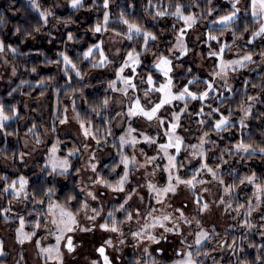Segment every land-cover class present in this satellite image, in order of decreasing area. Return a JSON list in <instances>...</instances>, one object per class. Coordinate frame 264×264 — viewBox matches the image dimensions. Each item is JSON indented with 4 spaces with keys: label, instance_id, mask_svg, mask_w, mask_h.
Here are the masks:
<instances>
[{
    "label": "snow or ice",
    "instance_id": "1",
    "mask_svg": "<svg viewBox=\"0 0 264 264\" xmlns=\"http://www.w3.org/2000/svg\"><path fill=\"white\" fill-rule=\"evenodd\" d=\"M95 2V0H94ZM211 4L212 0H208ZM31 7L39 13L41 21L44 25L48 23V17L52 16L54 13L48 9H41V5L38 0H30ZM231 10L226 14L218 16L217 19L213 20L214 25H220L221 27L217 29L222 36L225 31H231L232 42L236 43L238 39L243 38V33L237 34V31L233 28L236 20L238 19V14L241 13L242 9L239 6L241 0H230ZM69 5L73 9H78L83 7V0H69ZM148 5L152 6V0H148ZM110 0H103L102 7L104 9L102 21L98 20L95 25L91 28L93 34L106 33L110 30L109 24L111 20L109 12ZM157 10L154 13V17H166L171 16L176 18L178 22H182V27L178 30L175 35V42L171 44L168 48V52L175 55L179 53L176 58L179 59L180 56H184L189 51L187 43L185 41V36L187 35V30L193 28L199 16L187 10V7L176 0V2L170 3L166 7H161L160 5L155 6ZM196 7H199L197 4ZM169 9H173L169 11ZM207 13L211 14L214 9L207 8ZM243 11L245 13H250L251 23L254 25L250 32V39L247 40V44H252L253 41L258 37H264V0H245ZM70 20H66L65 23H69ZM116 23L124 26L122 31H117L115 28L111 29L114 36L121 37L123 40L135 41L140 39L142 44L140 49L137 47H129L126 50L125 55L122 57L121 62L118 67L115 68V79L108 81V89L112 92H119L123 96L128 98V108L126 112H117V116H126L129 119L133 117H141L146 119L148 122L156 121L158 128H164L163 137L166 138L163 142H159V136H152L143 131L138 130L133 127L131 123L128 124L127 128L122 135L118 137V144H113V147L120 149L119 151V164H114L111 166L110 173L116 174V179L114 181L107 179L97 171V164L93 163L96 159L95 154H92L88 158L87 168L92 171L94 177H89L91 183L95 186H103L109 189L113 193L123 194V202L119 203L118 207H114L112 210L107 212L105 217H102L103 222L98 225L95 223L98 217H101V213L104 211L103 208L92 207L91 215H88L90 205L87 200H79L77 195L69 192L65 195L63 202L59 199H54L56 196V188L48 187L46 189H41V196L38 197L35 192L29 193V180L24 175H19L15 179H9L8 176H0V181H3L2 187H0V194H10L12 199L8 201V207L0 208V215L3 216L5 223L12 220V217L8 215L12 211V202L30 201L33 204L40 206V211L36 212V218L29 221L23 215L17 214L15 220L18 221L17 226L14 229L15 240L20 244H25L26 242H32L34 247L38 249V255H41L45 264H49V261L54 262V264H64V251L66 249L68 253H72L76 249L74 243L73 233L79 232H90L93 227H99L100 229L118 234V240L121 245L125 243L126 235H130L133 241H135L136 247L142 248V254L148 259H137L134 264H159L152 253L149 251V245L157 244L161 239H165L164 235L161 233L159 236L156 234L157 229H163L164 233H173L179 237V243L181 247L174 251V256L177 258L171 261V264H203V260L198 259L201 255L208 256L207 251L201 252L204 247L205 242L211 240L216 234L215 229L212 232L206 230L201 220L197 216H192L189 218L185 211L181 208L175 209L173 213L158 212L155 207H152L146 213H142L138 208L134 210H129V202L133 200L134 196H139L136 189L128 188V183L131 175V168L139 167L146 168L147 165H153V170L147 173L148 176L155 177L157 174V169H160L162 173H166V176H162L161 179L164 181L161 184L154 183L152 181H147L146 187L152 198L155 199L157 204L164 205L165 200L170 195L177 194L180 186H184L189 191H194L197 185H205L211 182H216L222 187L224 196H228L230 199L225 200L224 196L219 197V203L225 206V211L232 210L235 212L236 216H243L240 226L246 229H252L256 227L252 223L251 217L253 213L256 212L264 205V176H257L256 172H251L250 174H245L242 176H235L231 183H227L224 176L221 174V167L226 164L227 161L224 159V154L227 153L229 156L238 155L241 160L251 159L257 154L264 158V140L257 142L252 140L250 137L246 140L243 136L237 139L234 144L230 147H226L220 150V154L216 159L219 163L210 164L209 159L211 155L214 154V149L217 147L216 142L211 140L210 132L203 131L197 139L195 144H187L185 148V137L181 135L178 131L182 127V117L188 112L189 100L191 101H206L210 93L215 91V81H204L205 88L202 91H192L189 85L196 83L197 78L193 77L188 80L187 84L184 85L180 90L174 91V82L171 73L173 72V60L169 55L163 53H153L154 60L152 67L157 73L163 76V81L157 84L152 72L146 74V76L140 78V82L145 84L146 87L143 90V100L140 96H129V91L135 93L138 90V85L135 81V76L138 75L137 69L142 64V55L149 52L150 44L158 40V36L151 30L145 28L142 24L137 21L130 20L126 17L124 12H121L117 17ZM175 30V25H173ZM16 32H20V28L15 29ZM35 31L39 32L40 28H36ZM243 31H249V24L245 23L243 25ZM67 39L72 41L74 36L72 33H68ZM217 41L218 47L212 50L211 44H209L210 50L208 51L209 57H217L219 62L217 65L218 70H213L211 72V77L219 78L224 82V88L231 92L232 87L228 83L229 72L238 71L248 66L250 63H255L253 59V53L250 51H245L243 54H237L236 58L224 59V52L230 46L225 43H219V36L213 33V30H209L207 33V42ZM104 41L101 39L96 43L91 44L82 53L84 60L91 59L92 68H104L113 61L109 58L104 50ZM6 51L11 52L13 55L17 53V48L11 44L6 45L3 40H0V54H4ZM117 49V54L119 53ZM58 56L62 58L61 60L48 61V63H63V72L65 76H69L70 72H74L75 76L81 80L84 78L85 73H82L78 65L73 62V59L66 53L60 52ZM262 61H264V51L259 53ZM95 57H98L95 58ZM128 69L130 74L124 75L125 70ZM32 72H36L37 69L33 67ZM12 75H16V68H12ZM69 79L71 77L69 76ZM118 82L122 87H118ZM22 84L27 83L26 81H21ZM44 83L43 79L37 81V84L42 85ZM247 84V82H245ZM253 88H260L261 92H264V84L252 85ZM16 91L15 89L12 90ZM73 91H76L75 89ZM44 93L41 92V95ZM150 94H157L156 99H150ZM12 95V92L9 93ZM258 95H247L246 100L240 101L238 105L239 117L238 119H233V110L231 108L227 109V114L221 111V108H213L208 105L210 111L205 113L204 108L201 107L198 111L194 113L196 116L200 117H213L216 118L209 122L208 119L203 118L197 121L201 126L208 125L212 132H215L218 136L221 133L229 131L231 128H236L243 130L248 127V121L252 117L253 108L257 100ZM182 101L183 107L178 111L170 112V119L161 115V110L165 109L166 106H170L173 102ZM110 97L105 96L97 105L93 107L92 111L99 115L98 108L107 109L109 107ZM67 111V110H65ZM75 111V107H73ZM264 116V113L260 114ZM19 118V111L15 104L7 107L5 104L0 103V133L4 136H11L14 133L7 131V122ZM79 122L80 129L85 137H91L96 141L99 146L101 141L105 139V136L97 135L93 132L91 127L86 126V122L82 119L79 114L75 117ZM67 122V116L60 120L61 124ZM91 124V121L87 122ZM107 123V121H106ZM35 125L28 129V133H31L34 137L35 145H40L43 143L42 139L38 134L35 133ZM53 131L55 129L53 128ZM99 130H97L98 132ZM106 135H111V128L105 129ZM27 135V133H26ZM264 136V132L261 133ZM223 138V137H221ZM143 141L148 145H154L157 155L148 156L143 149L140 150V154L145 157L144 162L140 163L135 155L136 146ZM25 147L28 146V141L25 140ZM212 145V148H206V145ZM132 147L133 154L127 155L124 148ZM85 150H87L88 145H84ZM172 150V151H170ZM188 151L192 159L199 158V167H195L190 175V177L182 176L180 174V169L184 167L183 162L178 160L181 152ZM60 141L54 142L50 148L47 149V155L44 160L43 167L41 171H48L49 175H60L67 176L72 169L71 157H73L78 151L77 148L73 147L68 150L66 155H58L60 152ZM6 149H0V154H4ZM28 153L20 152L18 154V159L23 162L25 156ZM157 156H161L162 159L166 160L167 163L160 168L159 165L155 163ZM5 159H9L7 155L4 156ZM13 159L17 158V153H13ZM122 165V171L120 173L116 172L117 167ZM77 174L80 173V169L75 170ZM235 169H231L229 175H233ZM202 174L210 176L211 180H206L202 178ZM240 185H251L252 186V196L247 199L245 203L237 202L233 208L232 204V194L235 192ZM79 187V185H78ZM80 191L85 193L87 198L95 201L98 199L97 193L93 190H89L87 185L80 188ZM208 188H203V192H208ZM253 199L255 200V205H253ZM139 200L143 202L144 197L139 196ZM75 202V204L73 203ZM196 205L197 213H204L210 209L208 202L203 201V197L197 195L194 199ZM171 207V205H168ZM243 210V212H241ZM84 213V218L93 224V227L83 226L80 223V213ZM117 213L123 214V219L117 216ZM32 213H29L31 215ZM235 218V217H233ZM261 220L264 221V215H262ZM135 221V225H133ZM195 223V229L188 233V235L193 237L192 243H188V236L183 232V225H192ZM51 225V227H49ZM124 225H128L127 234L124 231ZM26 226H30L31 231H26ZM264 227V225H261ZM43 228L47 235L43 236L41 239L34 240L37 236L39 230ZM264 235V232H261ZM48 237H53L55 243H49L47 246L42 244L43 240L48 239ZM145 241L147 243H145ZM222 246H225L234 252L239 248H242L237 244L235 238H233L231 243L227 241H220ZM112 239H105L103 244L96 248L95 251L98 253V259H92L90 264H100L102 259L103 264H112V260L106 253V248L112 247ZM253 245H249L252 247ZM261 251H264V245L260 246ZM163 251V249H154ZM4 254V245L0 241V256ZM256 261L258 264H264V256L257 255ZM239 264H249L247 260H241Z\"/></svg>",
    "mask_w": 264,
    "mask_h": 264
},
{
    "label": "trees",
    "instance_id": "2",
    "mask_svg": "<svg viewBox=\"0 0 264 264\" xmlns=\"http://www.w3.org/2000/svg\"><path fill=\"white\" fill-rule=\"evenodd\" d=\"M53 0H38L41 5V9L48 3ZM245 0H241V3ZM15 4L9 9L8 7L0 3V40H3L6 45L11 44L17 48V53L13 55L11 52L6 51L7 54L11 57V61L14 63L18 76L16 80L4 91H0V103L5 104L6 109L8 106L15 104L19 111V118L11 121L7 127V131L13 132L14 134L8 136L0 143V149H6L4 154H0V176H8L9 179H14L16 175L11 174L9 171H6L3 168L2 162H10L15 165L17 168V175L24 174L29 180V193L35 192L38 197H40L41 189H46L48 187L56 188V196L54 199H59L63 202L64 197L67 193L72 192L77 195L78 199L83 201L84 196L81 194V182L78 179V174L75 171L79 168L78 164L72 168L71 172L65 177L60 175H49L48 171L44 175H40L36 178H33L32 173H27L21 168L22 162L18 159V154L21 149L17 146H12V139L15 143H20V134L26 133L29 128L35 125V129L40 127V121L36 119H31L30 113H28L23 108V103L28 98H36L41 96V92L44 94L49 93L54 95L56 91L60 90L58 93L59 97V112L62 109V103L67 100L70 101L73 107H75L74 114L85 120L86 124L91 126L96 132L97 130L102 132L103 136L105 134L106 128H112L115 124L116 117L112 115L109 109L98 108L99 115L96 112H93V107L99 105L100 101L105 97L112 98L113 92L108 89L106 90V84L94 77L96 68L91 67V61L84 60L82 53L93 43H96L97 39L101 34H97V38H92L90 35L93 34L91 28L95 25L98 20L102 21L103 16V0H83V7L78 9L68 8L69 0H60L64 4L65 9L63 11L54 14L52 17L48 18V23L44 25L41 21L39 13L31 7L30 0H14ZM176 0H152V6L148 5V0H110L109 12L111 16L108 33L114 34L111 29L115 28L117 31H122V25L116 23L117 17L121 12H124L126 17L130 20H134L142 24L148 30L153 31L157 36L158 40L150 44V51L144 53L142 58L145 60V63L141 65L138 69V76L136 78L137 84L141 87L140 78L146 76L147 73L152 72L153 76L161 78L162 75L156 72L153 67L147 66L148 62L154 59L153 53L156 52V44L158 41L162 40L163 30L165 25H168L169 29L175 28L180 23L171 16L166 17H154V13L157 10L156 5L161 7H166L170 3H175ZM183 3L187 10L194 12L199 16V19L196 25L193 28L201 29V24H204L202 31L204 33V38L201 39V48L205 51H209V44H211L212 50H215L218 47L217 41L205 42L207 39V33L209 30H213V33L219 36V43L228 44L230 47L225 50L224 57H227L229 54H243L245 51H250L256 56L258 65L252 63L248 64L247 67L240 69L238 71H230L228 83L232 87V91L229 92L224 88V82L222 80L218 81L215 85V91L210 93L209 98L206 101L198 102L189 100L188 112L185 113L182 117V127L179 129H190L199 137L202 135L203 131H209L211 140L216 142L217 147L214 149V154L211 155L209 159L210 164L219 163L216 157L219 156L220 150L226 147H230L236 142L237 139L243 136L246 140L250 137L252 140L260 142L264 140V136L261 135L264 132V116H261V113H264V92L260 91V88H253L252 85H261L264 84V61L261 60L259 53L264 51V37L256 38L252 44H247V40L250 39V32L254 25L251 23L250 13H241L238 14V19L236 20L233 28L237 31V34L243 33V38L238 39L235 44L232 42L231 31H225L221 36L217 29L220 25H214L213 20L217 19L218 16L226 14L231 10V4L223 1V3L215 2L212 0V3L209 4L208 0H180ZM199 7H196V5ZM213 8L214 11L211 14L207 13V8ZM173 9H169L171 11ZM85 18V20H84ZM66 20H70L69 23H65ZM245 23L249 24V31H243V25ZM64 25L72 26V28H66V32L63 33V38L61 39H51L49 26L50 25ZM178 24V25H177ZM19 27L20 32H16L15 29ZM36 28H40V31H35ZM79 29H82L83 32H87L89 36L82 38L81 36L75 39L76 41L72 44H69L67 39L68 33H76ZM188 32H191L189 29ZM121 38V37H120ZM124 41L125 49L129 47H137L140 49L142 41L136 39L135 41ZM234 49L235 53L232 52ZM197 48L193 47L189 49L186 55L182 59L176 60L174 66H177V63L182 65V67L173 66V71H177V75L174 76L173 82L176 84V88H182L187 84L188 80H191L193 77L197 78L196 83L189 85L190 90L192 91H202L205 88L204 81H210L211 77L208 74L204 73L196 67L189 59L188 56L191 53H195ZM191 51V53H190ZM66 52L75 62L78 67L81 69L82 73H85L84 78L75 76L74 72H70L69 76H65L63 72L64 65L63 63H48V61L61 60L62 58L58 56V53ZM126 53V52H125ZM150 54L149 56H147ZM207 57L208 53L206 54ZM205 55V56H206ZM216 61V57H210ZM217 66V62H216ZM35 67L36 72H32L31 69ZM43 79L44 83L42 85L37 84V81ZM21 81H26L27 83L22 84ZM157 82V81H156ZM247 82V84L245 83ZM158 83V82H157ZM145 85V84H143ZM15 89L16 91H12ZM76 91H73V90ZM12 92V95L9 93ZM247 95H258L259 99L254 105L252 117L248 121V127L241 130L237 126L236 128H231L227 132H223L218 136L215 132H212L208 125L201 126L197 123L198 120L206 118L211 122L216 118V115L213 117H200L194 115L201 107L204 108L205 113L210 111L208 105H211L213 108L220 107L221 111L224 114H227V109L231 108L233 110V119H238V105L240 101L246 100ZM181 101L180 104H177V107L180 109L183 107ZM175 104V105H176ZM62 115H59L61 118ZM60 120V119H59ZM91 121V124L87 122ZM107 121V123H106ZM53 122V124H52ZM51 122V130L54 138H58L59 141H72L73 138L62 137L59 130V123L57 120ZM53 128L55 131H53ZM98 131V132H99ZM192 137L191 143H197V139ZM223 137V138H221ZM185 141L188 139L185 136ZM104 140V139H103ZM194 143V144H195ZM20 145V144H19ZM111 146V145H110ZM186 146V143H185ZM106 147V146H105ZM104 147V148H105ZM206 148H212V145H206ZM103 149V147H102ZM17 153V158L13 159L12 154ZM7 155L9 159H5L4 156ZM76 158V157H75ZM75 158H72L76 160ZM224 159L227 161L226 164H223L221 167V174L224 176L227 183H231L235 176L250 174L251 172H256L257 176H264V158L260 157L259 154L252 157L251 159L241 160L238 155L229 156L227 153L224 154ZM198 158L195 159V163L192 165L199 167ZM114 164H119V159L111 158L110 160L103 163L107 170L102 171L104 177L109 180L114 181L116 175L109 174L111 166ZM122 165L117 167V172H121L120 168ZM194 167V168H195ZM80 169V168H79ZM231 169H235L233 175H229ZM48 175L46 176V174ZM202 178L206 180H211L210 176L202 174ZM215 184L216 191L219 197L224 196L222 187L216 182H211ZM79 185V187H78ZM194 194H197L194 192ZM252 196V186L251 185H240L239 188L235 190L232 194L231 200L233 208L236 203H245V201ZM224 199L227 201L230 198L224 196ZM204 201V199H203ZM253 205H255V200L253 199ZM75 204V202H73ZM6 206L5 204L3 205ZM23 208L30 211L32 206H37L40 209L39 205L33 204L30 201L22 204ZM224 210L225 206L222 205ZM197 212V211H196ZM243 212V210H241ZM227 216V225L222 234H224L223 241L231 243L233 238H235L237 244L243 251H240L238 248L235 252L225 246L221 248L229 249V259L223 261L219 264H239L241 260H247L249 264H258L256 261V256H264V251H261L260 246L264 245V235H261V232H264V221L261 220V216L264 215V205L261 206L259 210L253 213L251 217L252 223L256 227L252 229H246L240 226V222L243 219V216H236L235 212L232 210L225 211ZM201 213L196 214L200 216ZM235 217V218H233ZM195 226V225H194ZM215 229V235L212 239L219 237L218 229ZM212 231V230H211ZM212 241V240H211ZM253 245L249 247V245ZM212 246L209 243L205 244L201 249V252L207 251L209 253ZM210 254V253H209ZM203 264H216L211 260H204Z\"/></svg>",
    "mask_w": 264,
    "mask_h": 264
},
{
    "label": "rangeland",
    "instance_id": "3",
    "mask_svg": "<svg viewBox=\"0 0 264 264\" xmlns=\"http://www.w3.org/2000/svg\"><path fill=\"white\" fill-rule=\"evenodd\" d=\"M215 2L223 3V1L230 3V0H214ZM0 3L9 9L15 4L14 0H0ZM244 2H242L239 6L241 7L242 11L241 13H244L243 6ZM68 8H71L68 3ZM51 10L54 14L59 13L65 9L64 4L60 2V0H53L52 2H48L43 8ZM240 13V14H241ZM53 14V15H54ZM52 15V16H53ZM49 16L48 18L52 17ZM85 20V18H84ZM181 26H178L174 29H169L167 27L168 25H165V29L163 30V36L162 40L158 41L156 44V52L157 54L163 53L165 55H169L170 58L173 60V66L176 63V60L182 59L183 56H180L179 59L176 57L179 56V53H176L175 55L168 52V48L171 46L172 43L175 42V35L177 34L178 30L183 26L182 23H180ZM218 25V24H217ZM204 27V24H201L200 28H191L189 29L191 32L187 31V35L185 36V41L187 43L188 49H191L192 46L197 48V50L191 53L188 56V59L201 71L208 74L209 77H211V72L213 70H218L216 66V62L218 65V58L216 57V61H214L212 58L207 57L208 50L205 51L201 48V39L204 38V33L202 31V28ZM66 28H72V26H64V25H50L49 26V32L51 39L55 40L63 38V33L66 32ZM68 35V34H66ZM74 39L72 41H69V44L74 43L77 39V37L81 36L82 38H85L89 36L87 32H83L82 29H79L76 33L73 34ZM97 34H92L90 37L97 38ZM104 41V50L106 54L109 56V58L113 61L112 64L107 65L104 68H96L94 77L98 78L99 80H102L103 83L106 84L105 89L108 90V81L115 79V68L118 67L119 63L122 60V57L125 55L126 49L124 46V41L120 37L114 36L112 33H101L99 38L96 42L99 40ZM117 49H119V53L117 54ZM232 52L235 53L234 49H232ZM147 55V54H146ZM148 54L147 56H149ZM206 55V56H205ZM224 55V54H223ZM237 54L228 55L227 57H224V59H233L236 58ZM98 59V57H95ZM142 64L145 63V60L141 57ZM253 59L255 63H252L254 65H258V60L256 56L253 55ZM154 60V59H153ZM153 60L148 62L147 66L152 67ZM91 61V59L89 60ZM91 63V62H90ZM140 65V66H141ZM139 66V67H140ZM177 66L182 67L179 63H177ZM174 66V67H177ZM259 66V65H258ZM15 67L14 63L11 61V57L6 52L4 54H0V91H4L9 86L12 85V83L16 80L18 76V72L16 69V75H12V68ZM138 67V69H139ZM16 68V67H15ZM183 68V67H182ZM137 69V73H138ZM130 72L128 69L125 70L124 75H129ZM172 77L177 75V71H173L171 73ZM138 75L135 76V81ZM155 78V77H154ZM163 76L161 78H155V80L159 84L163 81ZM214 79L215 85L218 81H220L219 78H213L211 77L212 81ZM137 83V82H136ZM142 84V83H141ZM219 84V83H217ZM138 85V84H137ZM118 87H122V85L118 82ZM146 87V85H143L140 87L138 85V90L135 93H132L131 90L129 91V96H140L143 100V90ZM181 88H176V84L174 83V91H178ZM61 90V88H60ZM60 90L56 91L54 95L46 93L36 98H28L23 103V108L30 113L31 119H36L40 121V127L35 129V133L40 136L43 143L40 145H35L34 137L31 133L20 134V140L19 144L12 139L11 143L12 146H17L21 149L20 152L28 153V155L25 156L24 161L22 162L21 168L24 172L32 173L33 178H36L40 175H44L46 171H41V168L43 167L44 160L47 155V149L51 147V145L59 140L58 138H54L52 135L51 130V122L58 121L60 122L61 119H63L65 116H67V122L64 124L59 123V130L62 135V137H69L73 138L74 142L72 141H60V149L61 151L58 152V155H66L68 150L75 147L78 149L76 154L71 157L72 165L73 167L75 164H78L80 168V173L78 174V179L81 182V187H84L87 185L89 190H93L97 193L98 199L95 201L90 200V198H87L85 193L81 192V194L84 196V200H87L90 208L88 211V215H91V208H103L104 211L101 213V217L97 218V221L95 222L97 225L99 223L103 222L102 217H105L107 215V212L112 210L114 207H118L119 203L123 202V194H117L111 192L109 189L104 188L103 186H95L91 183L89 180V177H94V174L90 169L87 168L88 164V158L90 155L95 154L96 159L92 161L93 163L97 164V171L102 174V171L107 170L106 167L103 165L104 162L110 160L112 157L116 159H120L119 157V151L117 147H113V144H118V137L123 134L125 129L127 128L128 124L131 123L133 127L137 128L140 131H143L149 135L152 136H159V142H163V132L164 128H158L157 123L155 120L152 122H148L146 119L141 117H133L129 119L126 116H117V112H126L128 108V98L123 96V94L119 92H113L111 101L109 103V111L112 115L116 117L115 124L111 128L112 134L105 136V139L101 141L100 145L98 146L96 144V141L93 140L91 137H85L83 135L82 130L80 129L79 122L75 118L76 115L73 112L72 105L70 101L65 100L62 103V109L59 112V97L58 93ZM157 94H150V99L155 100ZM180 104L181 101L173 102L172 105L166 106L165 109L161 110V115H163L166 118L170 119V112L171 111H178L179 108L177 107V104ZM176 104V105H175ZM67 110V111H65ZM59 115H62L61 118H59ZM60 119V120H59ZM15 120V119H14ZM11 120V121H14ZM11 121H8L7 124H9ZM53 124V122H52ZM86 126L91 127L86 124ZM92 128V127H91ZM93 129V128H92ZM179 133L186 136L188 139L185 141L186 146L187 144L191 143L192 137L196 138L198 137L196 133L191 131L190 129H181L179 130ZM93 132L97 135L103 136L102 132H96L93 129ZM7 139L8 136H4L2 133H0V143L3 142L4 139ZM25 140L28 141V146L25 147ZM195 142L191 143L194 144ZM84 145H88L87 150H85ZM111 145V146H110ZM106 146V147H105ZM103 147V149H102ZM105 147V148H104ZM143 149V151L148 156L157 155L155 151L154 145H148L141 141L135 149V155L137 156V159L140 163L144 162L145 157L140 154V150ZM124 151L127 155L133 154V148L126 146L124 148ZM172 151V150H170ZM19 152V153H20ZM76 157V158H75ZM75 158L76 160L72 159ZM197 159V158H196ZM199 159V158H198ZM178 160L183 162L184 167L180 169V174L182 176L190 177L193 169L195 166L192 167V165L195 163V159H192L189 155L188 151L181 152L180 156L178 157ZM20 161V160H19ZM157 165L160 166V168L163 167L164 164L167 163L166 160L162 159L161 156H157V160L155 161ZM3 168L6 171H9L11 174L16 175L15 178L19 175H17V168L14 164L10 162H2ZM72 167V168H73ZM123 167V166H122ZM122 167L120 168V171H122ZM72 169H70L71 172ZM153 165L149 164L146 168H139L133 167L131 168V175L128 183V188L136 189V191L139 193V196H143L144 200L141 202L139 200V196H134L133 200L129 202L130 208L129 210H134L138 208L142 213H146L148 210H150L152 207H155L158 212H168L173 213L174 215H178V213H175V209L181 208L185 211L186 215L191 218L192 216H197L198 214L196 212V205L194 203V199L196 195L194 194H200L199 196H202L204 201L208 202L210 205V209L207 212L201 213L200 216H197L198 219L201 220V223L203 227L208 230L209 232H212L211 230L213 228L218 229L219 231V237H216L214 239H211L205 244L209 243L211 247L209 251L208 256L201 255L198 259L201 260H211L212 262H216V264H219L223 261H226L229 259V249L227 248H221L220 241H223L224 234H222L225 230V227L227 225V214L225 213V210L222 206V204L219 203L218 200V193L215 188V184L208 183L205 185H197V188L194 191H189L184 186H180L177 194L170 195L166 200L164 205L157 204L155 199L152 198V194H150L147 190L146 183L147 181H152L157 184H161L164 181L161 179L162 176H166V173H162L160 169H157V174L155 177L148 176L147 173L152 172ZM110 171H108L109 173ZM117 172V170H116ZM118 173V172H117ZM120 173V172H119ZM24 175V174H21ZM48 173L46 174V176ZM112 175H116L115 173H112ZM26 177V175H24ZM14 178V179H15ZM205 179V178H204ZM3 181H0V187H2ZM208 188V192H203V188ZM12 197L10 194H0V208L8 207V201L11 200ZM27 203V201H21V202H12V211L8 213L10 217H12V220H10L8 223H5L3 220V216L0 215V241L3 242L4 245V254L0 256V264H45V260L41 255H38V249L34 247V244L32 242H26L25 244H20L15 240V232L14 229L18 224V221L15 220V217L17 214L23 215L27 218V220L31 221L34 218H36V212L40 211L37 206H32L30 211L28 212L25 210L22 206V204ZM168 205H171L169 207ZM29 213H32L29 215ZM117 216L120 219H123L122 213H117ZM80 223L83 226L87 227H93V224L87 221L84 218V213H80ZM133 225H135V221H133ZM195 223L192 225H183V232L185 235L188 236V243H192L193 237L188 235L189 232H191L193 229H195L196 226H194ZM51 227V225H49ZM26 231H31L30 226H26ZM124 231L127 234L128 232V225H124ZM163 234L165 239H161L159 242V245L157 244H151L149 245V251L152 253V257H154L157 261H159V264H171V261L175 258L174 251L181 247L179 243V237L174 235L173 233H164L163 229H157L156 234L159 236L160 234ZM47 235L46 231L41 228V230L38 231L37 236L34 237V240L41 239L43 236ZM74 237V243L76 244V249L72 253H68L66 249H62L64 251V264H90V261L92 259H98V253L95 251L96 248H98L100 245L103 244V241L105 239H112L113 246L106 248L107 253L110 255L111 259L113 260L114 264H134V261L137 259H148V257L143 256L142 254V248L135 246V241L132 240L130 235H126L125 243L121 245L118 240V234L106 232L99 227H93V230L90 232H75L72 234ZM49 243H55V240L53 237H48V239L43 240L42 244L44 246H47ZM145 243H147L145 241ZM163 249V251L155 250L154 249ZM49 264H54V262L49 261ZM100 264H102L100 260Z\"/></svg>",
    "mask_w": 264,
    "mask_h": 264
},
{
    "label": "flooded vegetation",
    "instance_id": "4",
    "mask_svg": "<svg viewBox=\"0 0 264 264\" xmlns=\"http://www.w3.org/2000/svg\"><path fill=\"white\" fill-rule=\"evenodd\" d=\"M100 246H101V245H100ZM100 246H99V247H100ZM106 253H107V249H106ZM107 254H108V253H107ZM108 255H109V254H108ZM109 256H110V255H109ZM110 258H111V257H110ZM111 260H112V259H111ZM112 264H114L113 260H112Z\"/></svg>",
    "mask_w": 264,
    "mask_h": 264
},
{
    "label": "water",
    "instance_id": "5",
    "mask_svg": "<svg viewBox=\"0 0 264 264\" xmlns=\"http://www.w3.org/2000/svg\"><path fill=\"white\" fill-rule=\"evenodd\" d=\"M76 245V244H75ZM110 257V256H109ZM101 262H102V259H101ZM102 264H103V262H102Z\"/></svg>",
    "mask_w": 264,
    "mask_h": 264
}]
</instances>
